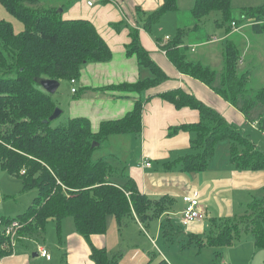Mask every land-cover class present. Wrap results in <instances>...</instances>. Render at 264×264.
I'll return each instance as SVG.
<instances>
[{
    "label": "trees",
    "instance_id": "16d2710c",
    "mask_svg": "<svg viewBox=\"0 0 264 264\" xmlns=\"http://www.w3.org/2000/svg\"><path fill=\"white\" fill-rule=\"evenodd\" d=\"M6 10L16 16L26 27L17 33L12 24L0 18V163L2 168L22 179L25 190L37 189L32 204L16 217L24 223L21 238L43 237L47 223L53 220L60 241L62 221L72 217L77 231L88 241L93 234L107 231V217L113 215L116 222L125 224V219H138L144 224L159 218L174 204L175 198L163 195L159 199L143 193L133 177L125 181L115 180V168L105 159L94 160L97 147L110 136L134 133L143 130V106L152 96L140 97L129 113L115 120H103L98 131H94L88 117H72L66 124L54 127L47 121L58 107L56 101L42 89L37 78L60 81L81 77L87 63L108 62L113 53L96 26L86 18L65 19L57 5L45 6L42 0H1ZM178 0H164L153 12L137 8L145 14L143 27L152 32L158 22L169 11L178 10ZM191 14L196 24L191 30L183 26L169 41L158 38L160 48L182 73L202 81L226 101L239 108L246 119L254 120L257 106H264V87L250 96L248 85L250 70H239L242 49L233 38L226 37L223 49L224 68L217 85V70L201 60L194 61L189 44L184 40L188 30L200 28L204 18L211 12L221 14L216 25L226 34L243 24H249L253 33L264 35V3L262 6L245 7L239 18L233 14L232 0H196ZM123 25H117L121 28ZM131 42L126 52L137 58L139 66L150 71V76L136 82L114 84L105 90L117 91L128 98L132 94L142 95L169 80L168 74L153 60L140 38V30L130 27ZM201 40L191 43L202 44ZM190 44V45H191ZM177 109L190 107L197 110L200 122L173 126L168 135L180 131L194 133L192 148L196 150L167 164H181L182 171L202 172L210 165L216 146L230 141V162L240 170H264V152L229 120L213 107L208 106L195 94L182 88L158 93ZM258 128L264 132V112L256 118ZM94 142L99 145L94 146ZM23 170L25 172L23 173ZM213 221L211 230L202 238L189 234L188 245L200 247L231 245L246 232L256 237V245L264 247V197L247 203L244 214L234 220ZM8 238L0 236L1 245L7 246ZM0 248V259L12 250ZM95 264H122L119 256H111L106 248L91 244ZM158 264H168L162 259Z\"/></svg>",
    "mask_w": 264,
    "mask_h": 264
},
{
    "label": "crops",
    "instance_id": "0c3cea01",
    "mask_svg": "<svg viewBox=\"0 0 264 264\" xmlns=\"http://www.w3.org/2000/svg\"><path fill=\"white\" fill-rule=\"evenodd\" d=\"M89 1L90 0H82L81 4L72 5L69 9V13L72 16L70 18H77L81 16V19H89L108 43L111 52L113 53V58L108 62H92L85 64L81 77L74 81L76 86H72V88H75L76 91L73 92L71 88V91L77 94L76 96H80L76 101L71 103V116L88 117L91 124L93 123L92 121H103V119L115 120L116 118H121L129 113L136 100L144 96L132 94L128 97V99H106L102 98L100 92L98 93L100 98L90 95L84 97L89 90L95 91L96 89H102V92L104 90L109 93L110 90H105L104 88L114 86V84L136 82L141 78V67L138 64L137 58L135 56L127 55L126 52L127 45L132 40L130 37V27H137L140 30V38L144 47L150 51L153 60L161 65L169 76L168 81H165L156 88L150 89L146 92V94H148L147 97L152 96V99L146 101L143 106L142 137H145V140H147V138L150 139L151 142L150 144L144 143L143 146L144 152L142 153V160H144V164L145 160H149L152 165L150 167H153V159H167L170 156V152L173 150L186 151L190 146V142L192 143V140L194 139L191 132L180 131L177 134L169 136L168 129L173 126L186 123H198L201 118L200 113L190 107H185L180 110L177 109L172 103L163 100L158 95L160 92L169 91L174 88H182L195 94L198 99L200 98L208 106L215 108L224 118L227 119V121L229 120L230 122L235 121L237 123H242L245 120L243 114H241L229 101H226L209 86L189 75L182 74L168 59L166 52L160 48L158 43V38L160 37H153L152 32H148L143 27V23L136 19V13L139 12L137 8H141L142 6L143 9H148V7H150V9L152 8V10H154L159 4H163L164 0H146V2L145 0H95L96 3L93 2L92 5H89ZM117 25L126 26L119 29L117 28ZM246 25L247 24H243L239 28H235L233 32L228 35L225 32L224 38L234 36L235 34H238L239 36L240 31L245 28L244 26ZM215 42V40L213 41V39H211V41H207L202 44L189 45L192 50V55L197 54L196 56L194 55V57L202 62L207 60V62L211 63L212 60H220L221 58L223 60V49L221 48H218V58H215L216 50L214 49L215 46L212 45ZM200 49L201 51H199ZM246 51L247 50L244 51L240 58V63L242 65L244 64V60L249 61L250 63L254 62L255 55L248 54L247 56ZM209 65L212 66V64ZM142 75H144V77L148 76L147 73ZM61 82L62 81H60V83ZM70 83L72 84V82ZM111 93L112 95H124L123 93L117 91ZM147 110H149V113H147ZM90 111L94 114H96L97 111H100V115L97 120H93L91 116H89L90 114L88 113ZM79 113L82 115H77ZM99 128H94V131H98ZM157 129L160 132L158 140L157 136H155L153 132L157 131ZM229 147L230 143L224 146L226 152ZM217 149L215 156L217 154ZM181 153L182 152L178 154V158L185 156ZM167 162L169 163L170 161ZM146 166L142 168L143 171L145 168L149 167ZM168 168L169 169L167 171H172L171 167ZM128 174L130 177L134 176L133 179L136 180L139 189L145 194L147 193L150 196H155L163 193L162 196L169 195L173 198H175V196L178 197L179 206H181L180 210L172 213V207L170 206L167 211L158 218V220H161L165 215L168 224L170 225L173 222L171 217L181 215L183 209L185 208L183 198L188 194L185 195V191L180 188L185 187V190H189V193L192 191L200 193V206L202 211L205 212V218L203 220L190 223L188 226L184 227V229L180 228L182 234L179 235L184 237L186 236L188 241L189 234H196L202 238L206 237L207 233L211 230L214 220H217V223H219L223 221H230L231 219L234 220L236 217H239V214H236L235 212L237 198L244 196L245 200H248V198H258L257 196L259 195L264 196V170H240L233 164H228V162L226 164L218 162L212 163L202 172L185 173L182 171V173L159 175L158 177H154L153 174L149 173V179H151V181L156 185L160 186L161 183L171 185L173 183L174 187L169 189L161 186L160 188L154 186L151 187L145 178L146 175L144 176V174L141 180L137 179V177H135L136 171L134 168L129 169ZM182 184H184V186H182ZM250 201H246V206ZM134 221L138 222V224L143 227H145L144 225H151L150 222L144 224L139 222L138 219ZM158 232L159 228L156 233ZM247 233L252 232L244 233L239 240L234 241L232 244L241 241ZM252 234L255 236L254 233ZM109 235V229L107 228V231L104 234H93L90 236L91 240L88 241L77 231V228L65 232L64 225L61 237V248L64 249L65 253H68L69 264H95L91 256V244L98 248H106L108 251L110 243L112 242ZM188 241L186 243H182V249L185 250L186 248H190L192 245H195L198 248L207 246L204 245L200 247L195 243L188 245ZM232 244L230 246H232ZM254 244L257 246L256 237ZM175 248L176 250H182L180 249L181 246H176ZM257 248L264 249V247L259 246H257ZM34 254L36 256L40 255L38 250L34 252ZM144 256L142 257V261L146 259V256ZM262 259L264 260V253ZM0 264H29V262L27 255L22 253L18 254V250L16 248L13 253L0 259ZM168 264L172 263L168 262Z\"/></svg>",
    "mask_w": 264,
    "mask_h": 264
},
{
    "label": "rangeland",
    "instance_id": "374dc122",
    "mask_svg": "<svg viewBox=\"0 0 264 264\" xmlns=\"http://www.w3.org/2000/svg\"><path fill=\"white\" fill-rule=\"evenodd\" d=\"M42 1L45 6L53 4L54 6L57 5L58 9L62 8L63 17L69 19L72 17L69 13V9L72 7V5L81 4L82 0ZM90 1H92V3H96L95 0ZM195 2L196 0H178V10L169 11L158 22H156L152 29V36L160 37L161 39L166 40L167 37L176 36L180 27L183 28V26H186L190 27L192 30L196 24L191 14L192 10L194 9L193 7ZM263 3L264 0H232L233 14L235 17L239 18L242 8L262 6ZM161 5L162 4H159L155 9H158ZM141 9H143L142 6ZM143 10H145L147 14L154 11L152 8L150 9V7ZM136 14V19L142 23L143 19L145 18V14H143V12H138ZM220 17V12H211L209 16L204 18L199 29L193 31L188 30L187 34L184 35L185 42L190 45L191 43H197L201 40H207L208 38H217V40H215L216 42L212 45L215 46L214 49L216 50L215 58H218V48L223 49L226 44V38H224L225 30L218 27L215 21L219 20ZM0 18L11 23L17 33L24 31L26 28L23 22L6 10L1 0ZM77 18L82 17L80 16ZM125 26L126 25H123L122 28ZM244 27L245 28L240 31L239 36L238 34H235L229 38H233L235 42L239 44V49H242L241 55H243L245 50H247V56L248 54L255 55L254 62L250 63L249 61L244 60V64L239 66L240 72L250 70L251 79L248 88L250 91V96H254L260 88L264 87V35L253 33L248 23ZM224 50L225 49H223V52ZM199 51H201V49ZM194 55L196 56L197 54ZM194 55L192 56V59L194 61H198ZM204 62L206 64H212V66L217 70V85H219V77L224 68L222 58L220 60H212L211 63L207 62V60H204ZM140 67L142 74L147 73L148 76L151 75L147 68L143 66ZM142 74H140L141 78L144 77ZM61 83L62 84L60 85L57 92L51 94V97H53L57 105L63 111L58 119L52 121V125L54 127L66 124L68 120L73 117L71 116L70 111L71 103L80 97L73 93L76 91H73L72 88V86H76L75 82H72L71 84L69 81L64 80ZM71 88L73 92L71 91ZM100 92L102 98L128 99L119 97L118 95H112V91L107 93V91L103 90L102 92V89H96L95 91L89 90L87 93L85 92L86 95L84 97L90 95L100 98L98 95ZM142 95H144L143 97L146 98L148 94H146V92H142ZM234 107L245 117L244 113L241 112L239 108L236 106ZM263 112L264 106L259 105L256 107L253 113L254 120H249L245 117V120L242 123H237L235 121H231V123H233L241 131V133H244L246 136H248L255 143L256 147L260 148L264 152V132L258 128V125L255 121L257 120L256 118L258 115ZM147 113H149V110H147ZM88 114H90L89 116H91L93 120H97L98 116L100 115V111H97L96 114L90 111ZM77 115L82 114L79 113ZM100 121H92L93 130L94 128H99ZM153 132L155 136H157L158 140L160 137L159 130L157 129V131ZM191 135H193L194 138L196 137L194 133H191ZM150 142V139L147 138V140H145V137H142V133L140 135L129 133L126 135L110 136L109 139L102 144V146H99L95 149L93 159L97 161L103 158L112 166H114L115 173L113 177L115 180L125 181L129 175V169L134 168L136 171L135 177L141 180L143 174L144 176L146 175L145 178L151 187L154 186L160 188L161 186L168 189L174 187L173 183L171 185L161 183L160 186L154 184V182L149 179V173L153 174L154 177H158L159 175H173L182 173L181 164H173L171 167L172 171H167L169 169L167 168V161L173 162V160L178 158V154H180V152H182L181 154L187 155V153H194L196 150L192 148V143L190 142V146L186 151L173 150L170 152V156L167 159H153L152 162L154 166L145 168L143 171L142 168L146 166L144 165V160H142V153L144 152L143 146L144 143L150 144ZM229 143L230 141H222L217 144V154L215 158L211 160L210 164L215 162L221 164H226L228 162V164H232L230 162V149L228 148L226 152L224 148V146ZM182 186H184V184H182ZM180 189L185 191V195L189 193V190L186 191L185 187H181ZM37 193V189L25 190L22 179L18 175L15 176L7 169L2 168L0 163V217L13 218L25 212V210L32 204V201L34 200L35 196H37ZM162 194L163 193H160L159 195L151 197L159 199ZM259 196L264 197L262 195ZM259 196L257 197L259 198ZM175 198L176 201L171 206L172 213L179 211L181 207L179 206L178 197L175 196ZM251 199L252 198H248V200H245L244 196L237 198V206L235 210L236 214H239V216L244 214L246 209L245 203ZM171 218L173 221L171 225L173 226L168 224L166 216L164 215L161 220L154 218L148 221L151 224L150 226L144 225L145 227H143L138 224V222L128 218L125 219V222L127 223L119 224V222H116V219L113 215H109L107 221L109 223V237L110 240H112L108 250L110 255L119 256L118 259L124 264H158L160 261H162V259H165L167 263L171 262L172 264H222L223 262H229L230 264H264V260L262 259L264 249H259L257 246H255V236L252 233H247L241 241L235 242V244H232V246H204L202 248H198L195 245H192L190 248H186L184 250L182 249V243H186L188 239L186 236H180L179 234H182L180 228L184 229L186 226L182 223L181 215H176L175 217ZM224 222L225 221L221 222V227L224 226ZM62 224L63 226L65 225V232L76 229L72 217L63 219ZM158 228L159 232L156 233ZM59 237L60 236H58L55 222L50 220L47 223V229L43 237L40 235L31 238L24 237V239H22L19 236L15 239L18 240V242H10V244L7 243L6 247H10L12 253L17 248L18 254L22 253L27 255L29 264H69L68 253H65L64 249L61 248L62 240L60 241ZM39 246L44 247L47 252L51 254L52 258L47 260L41 255L36 256L34 252L38 250ZM176 246H181L180 249L182 250H176ZM0 248L4 251L6 250L4 245H1ZM144 255L146 256V259L142 261V257Z\"/></svg>",
    "mask_w": 264,
    "mask_h": 264
},
{
    "label": "built area",
    "instance_id": "2783aa9c",
    "mask_svg": "<svg viewBox=\"0 0 264 264\" xmlns=\"http://www.w3.org/2000/svg\"><path fill=\"white\" fill-rule=\"evenodd\" d=\"M89 5H92V1H89ZM170 37L166 38V42L169 41ZM213 40H217V38H214ZM75 80L72 79V82ZM76 89L73 88V91ZM147 166H152L149 160H145V164ZM25 170H23V173ZM184 201V206L185 208L183 209L181 213V220L182 223L185 226H188L190 223L203 220L205 218V212L202 211L201 209V200H200V193L197 191H192L188 193L183 198ZM24 227V223L21 222L20 220L18 221L17 219H11L7 220L2 217H0V236H4L8 238L10 241H8V244L10 242H18V240H15L17 237H21L20 235V230ZM6 247V246H4ZM38 253L43 257L48 259H51L52 256L49 252L44 247H39ZM222 264H230L229 262H223Z\"/></svg>",
    "mask_w": 264,
    "mask_h": 264
},
{
    "label": "water",
    "instance_id": "95a60500",
    "mask_svg": "<svg viewBox=\"0 0 264 264\" xmlns=\"http://www.w3.org/2000/svg\"><path fill=\"white\" fill-rule=\"evenodd\" d=\"M58 12L62 13V8L57 9ZM36 82L39 83V85L46 90L49 94H54L59 89L61 83L60 80H54L50 78H37ZM63 113L62 109L58 106L55 108L54 113L49 117L47 121H54L58 119V117ZM94 146H98L99 144L97 142H94Z\"/></svg>",
    "mask_w": 264,
    "mask_h": 264
}]
</instances>
